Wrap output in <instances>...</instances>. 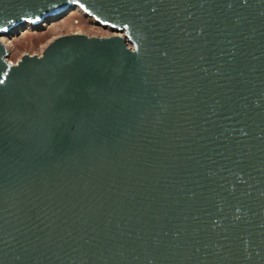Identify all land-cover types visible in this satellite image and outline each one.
<instances>
[{
    "label": "water",
    "instance_id": "95a60500",
    "mask_svg": "<svg viewBox=\"0 0 264 264\" xmlns=\"http://www.w3.org/2000/svg\"><path fill=\"white\" fill-rule=\"evenodd\" d=\"M0 264H264V0H0Z\"/></svg>",
    "mask_w": 264,
    "mask_h": 264
},
{
    "label": "rangeland",
    "instance_id": "374dc122",
    "mask_svg": "<svg viewBox=\"0 0 264 264\" xmlns=\"http://www.w3.org/2000/svg\"><path fill=\"white\" fill-rule=\"evenodd\" d=\"M75 11L68 13L63 18L43 25L20 31L19 34L6 39L0 37L9 51L8 62L15 65L25 54L30 56H42L47 47L57 38L64 35L83 34L88 37L107 38L114 34L93 24L82 14L73 15ZM72 15V16H71Z\"/></svg>",
    "mask_w": 264,
    "mask_h": 264
},
{
    "label": "bare ground",
    "instance_id": "6f19581e",
    "mask_svg": "<svg viewBox=\"0 0 264 264\" xmlns=\"http://www.w3.org/2000/svg\"><path fill=\"white\" fill-rule=\"evenodd\" d=\"M76 14H81V12L79 10L75 11L73 15H76ZM72 16V15H71ZM31 26H28L26 29L29 30ZM20 33V32H19ZM6 39H8V37H5Z\"/></svg>",
    "mask_w": 264,
    "mask_h": 264
},
{
    "label": "snow or ice",
    "instance_id": "6c2138e0",
    "mask_svg": "<svg viewBox=\"0 0 264 264\" xmlns=\"http://www.w3.org/2000/svg\"><path fill=\"white\" fill-rule=\"evenodd\" d=\"M0 31H7V29H0ZM0 83H2V81H0Z\"/></svg>",
    "mask_w": 264,
    "mask_h": 264
}]
</instances>
